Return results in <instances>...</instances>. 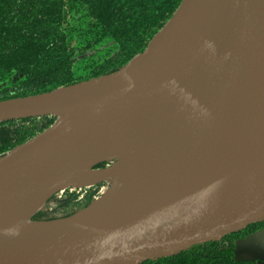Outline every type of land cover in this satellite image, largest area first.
<instances>
[{"label": "water", "instance_id": "obj_1", "mask_svg": "<svg viewBox=\"0 0 264 264\" xmlns=\"http://www.w3.org/2000/svg\"><path fill=\"white\" fill-rule=\"evenodd\" d=\"M191 11L192 20L180 28L179 42L170 48L172 54L181 50L180 57L162 66L150 92L124 90L134 85L124 78L125 69L148 51L179 14L183 19ZM143 54L116 73L54 91L70 90L65 115L40 111L9 116L28 101L39 106L41 97L54 92L0 102V122L57 118L44 133L0 158V218L44 200L41 212L49 199L69 188L104 183L109 188V181L91 186L66 183L85 167L103 171L113 165L119 159L118 155L109 157L114 146L136 155L137 138L144 133H150V141L155 143L170 141L161 171L153 180H145L144 190L118 225L47 234L0 230V264H142L219 242L264 222V149L250 167L169 210L141 217L171 187L208 127L220 124L226 102L234 93L250 101L264 121V0H183ZM84 91L91 93L95 125L85 136L60 138L58 126L70 125L72 102ZM102 165L106 167L99 168ZM102 196L103 191L98 198ZM34 216L33 223L55 222L34 221ZM234 260L264 264V229L235 244Z\"/></svg>", "mask_w": 264, "mask_h": 264}, {"label": "trees", "instance_id": "obj_2", "mask_svg": "<svg viewBox=\"0 0 264 264\" xmlns=\"http://www.w3.org/2000/svg\"><path fill=\"white\" fill-rule=\"evenodd\" d=\"M182 2L0 0V102L49 94L120 71L146 51ZM56 121L45 116L0 122V158ZM103 188H69L49 199L33 220L70 218L88 208ZM263 229L264 222L253 224L219 242L142 264H250L235 262V244Z\"/></svg>", "mask_w": 264, "mask_h": 264}, {"label": "bare ground", "instance_id": "obj_3", "mask_svg": "<svg viewBox=\"0 0 264 264\" xmlns=\"http://www.w3.org/2000/svg\"><path fill=\"white\" fill-rule=\"evenodd\" d=\"M193 11L182 19L179 14L173 23L150 45L148 51L135 59L124 71V78L132 80L133 86L124 88L129 93H147L154 86V76L162 66L177 60L180 52L170 53L172 43L179 42L180 28L193 18ZM122 88V87H120ZM70 90H60L41 97L32 105L26 102L23 109L12 110L9 116L50 111L66 114V97ZM34 104V103H33ZM106 108L110 104L104 100ZM72 121L69 126L61 123L58 136L70 134L85 136L95 125L91 93L78 94L72 102ZM150 133L137 138L136 155L122 146H114L109 157L118 160L103 171L83 168L72 176L66 186H91L99 181H109L103 196L92 206L68 220L50 223H33L31 218L44 206V200L26 204L14 213L0 218V230H15L22 234H47L77 228L110 227L120 223L126 210L144 190L145 180H153L161 171L170 150V141L152 142ZM264 149V121L257 108L244 96L234 93L226 102L219 125H210L197 140L194 151L184 162L179 174L163 197L150 205L141 217L169 210L201 192L215 186L236 172L250 167ZM111 157V159H112Z\"/></svg>", "mask_w": 264, "mask_h": 264}, {"label": "rangeland", "instance_id": "obj_4", "mask_svg": "<svg viewBox=\"0 0 264 264\" xmlns=\"http://www.w3.org/2000/svg\"><path fill=\"white\" fill-rule=\"evenodd\" d=\"M108 186H109L108 183H104V188H106V187H108ZM110 186H111V185H110ZM104 188H103V189H104ZM73 189H76V188H73ZM103 189H102V191H103ZM102 191H101V192H102Z\"/></svg>", "mask_w": 264, "mask_h": 264}, {"label": "flooded vegetation", "instance_id": "obj_5", "mask_svg": "<svg viewBox=\"0 0 264 264\" xmlns=\"http://www.w3.org/2000/svg\"><path fill=\"white\" fill-rule=\"evenodd\" d=\"M247 237H248V236H246V237H244V238H242V239H239V240H243V239H245V238H247ZM237 242H238V241H237ZM237 242H236V243H237Z\"/></svg>", "mask_w": 264, "mask_h": 264}]
</instances>
